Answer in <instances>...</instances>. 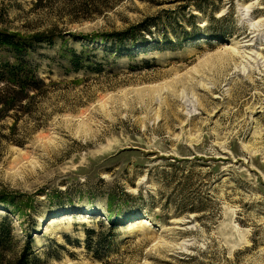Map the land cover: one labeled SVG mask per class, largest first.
Segmentation results:
<instances>
[{
  "label": "rangeland",
  "instance_id": "1",
  "mask_svg": "<svg viewBox=\"0 0 264 264\" xmlns=\"http://www.w3.org/2000/svg\"><path fill=\"white\" fill-rule=\"evenodd\" d=\"M0 31L55 37L0 119V264L31 239L48 264H264V0H0Z\"/></svg>",
  "mask_w": 264,
  "mask_h": 264
},
{
  "label": "trees",
  "instance_id": "2",
  "mask_svg": "<svg viewBox=\"0 0 264 264\" xmlns=\"http://www.w3.org/2000/svg\"><path fill=\"white\" fill-rule=\"evenodd\" d=\"M54 38V36H38L27 39L16 34L0 31V49H7L15 58V61L12 62L10 60L3 61L0 57V84H2L0 88V119L10 111L22 107L23 102L30 98L32 92L40 90L42 85H45L28 56L33 45L46 42L53 44ZM107 40L108 37H102L100 44L106 43ZM121 46L122 44L118 42L115 49H120ZM134 46L133 44V48ZM88 47L84 44L83 49L86 50ZM83 52L79 53L72 50L70 62L75 71L81 70L84 66L85 57ZM0 203L10 209V204L7 201H0ZM12 208L15 210V205ZM109 211L114 212L112 209ZM12 226L13 223L8 217L0 223V252L8 250L13 242ZM94 234V230H87L88 240L89 238L92 239ZM89 248L93 250V247ZM44 257L42 258L34 253L31 239L14 264H48L49 254L46 253ZM97 257L100 258L99 255Z\"/></svg>",
  "mask_w": 264,
  "mask_h": 264
}]
</instances>
